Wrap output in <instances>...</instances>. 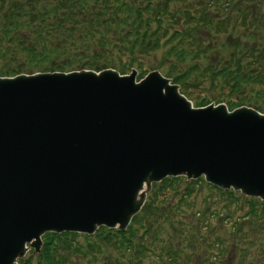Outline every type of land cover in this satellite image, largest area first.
<instances>
[{
	"label": "water",
	"instance_id": "water-1",
	"mask_svg": "<svg viewBox=\"0 0 264 264\" xmlns=\"http://www.w3.org/2000/svg\"><path fill=\"white\" fill-rule=\"evenodd\" d=\"M0 77V264L47 231L126 229L152 181L205 180L264 201V114L193 107L160 72Z\"/></svg>",
	"mask_w": 264,
	"mask_h": 264
},
{
	"label": "trees",
	"instance_id": "trees-1",
	"mask_svg": "<svg viewBox=\"0 0 264 264\" xmlns=\"http://www.w3.org/2000/svg\"><path fill=\"white\" fill-rule=\"evenodd\" d=\"M25 53L27 59L19 60ZM0 61L2 76L109 67L121 73L135 68L142 76L158 68L195 105L224 101L229 109L249 105L264 112V0H0ZM191 87L206 93L197 97ZM195 183L206 186L201 179L185 184L182 177L153 184L128 229L100 228L95 234L98 245L117 242L142 263L146 252H154L153 244L165 241L153 232L152 239L137 238L134 225L147 230L143 221L160 218L175 227L162 234H176L182 222L175 219L188 215L167 201L178 197V207L193 205L186 197ZM215 191L226 203H244L249 212L264 215L261 201ZM162 229L155 231L160 234ZM70 236L78 235L47 233L36 262L27 258L19 264H67L58 249L60 243L70 246ZM79 249L77 244L73 251L80 254ZM166 251L161 247L153 261L165 264Z\"/></svg>",
	"mask_w": 264,
	"mask_h": 264
},
{
	"label": "rangeland",
	"instance_id": "rangeland-1",
	"mask_svg": "<svg viewBox=\"0 0 264 264\" xmlns=\"http://www.w3.org/2000/svg\"><path fill=\"white\" fill-rule=\"evenodd\" d=\"M26 59H27L26 53L21 54L19 56V60H26ZM1 64H3L2 61H0V65ZM191 90H192V93L197 97H200L204 93H206L202 90H199L197 87H191ZM260 101L262 102V104H264V99L260 98ZM181 188H182V185H181ZM192 188L194 189L196 188L194 192L195 194L190 197V199L193 201L194 207L193 206L187 207V213L193 214V216H195L193 217V218H196L194 225L201 226L202 228L200 230H205V226H207V228L214 227L217 229L218 225L222 223V222H219L218 218L225 215L228 212L236 213L235 216L245 215V212H244L245 206L243 209L241 205L238 206L235 202H228V203L224 202L225 196L219 194V192L216 193L213 190H211L214 188L208 186L203 189V188H200V186H197V183H195V185H192ZM207 194H210L213 197H217L219 195V197L217 199H212V198H210V200L207 199V201L205 202L204 196H206ZM240 195H243V194H240ZM167 202L169 203V205H172V208L177 207V209H179L178 208L179 202L178 204H175L176 198L170 199ZM208 204H210L209 207H207ZM197 208H200V211H197L196 210ZM202 214H207L205 215L206 218L208 217L207 222L205 223V221L201 220L202 222H200L199 224L198 223L196 224V221L202 218ZM258 222L259 223L252 225L254 226V228L251 227V229H249V225H246L245 227L246 233H249L251 231H257L256 233L253 232L251 236L248 239H245L242 242L243 244H241V247L249 246V252H251L252 249L255 248V244L253 241L255 235L261 236L260 241L264 243V219H261ZM145 224L147 225V228L149 229L145 230V228L143 229L137 228V225H134V228L138 229L137 230L138 233L136 234L137 238L147 237L148 239H152L149 236H150V233L153 232L154 235L160 236V238L164 239L165 243L153 244L154 247H150V248L154 252H151V251L146 252L145 258L144 259L142 258L143 260L142 263H140L136 257H134L133 259L132 256H128V252L121 250L118 247L117 242L116 243L102 242L101 245H98V243L101 240H99L95 236V234L90 235V238L88 239L82 233H80L79 236H76V237L70 236L68 239V242L70 241L72 243H70L69 247H66L64 244L60 243V246H62L63 248L61 247V250L59 251V253L65 256V260L67 264H160L158 262H153V258H155V252H158L159 249L161 247H164L165 245V247L168 248V252L178 253L179 256L189 254L190 258L193 259L190 264H201L202 262L203 264H206V262L203 261L204 253H208L210 249L209 250L205 249V246H204L205 243H203V237L201 238V240L197 238V239H189L186 241V240H183V238L180 237V235L177 236V235L172 234L170 236L169 234H165L166 232L162 234L163 231L174 230L175 227L170 226V224H172V221H166V220L163 221L160 218L153 217L149 220H145L143 221L142 227ZM186 225L190 227L189 221L184 223V225L182 226L186 227ZM157 227L159 228L163 227L160 234L159 233L157 234L155 231ZM189 227H186L184 231L186 232V230ZM178 233L181 234L179 231ZM154 235L151 237H154ZM90 243H91V247L89 245ZM77 244L78 246H81V250L83 249L82 250L83 252L79 249L80 254L79 253L76 254V252L73 251L74 246ZM226 246H228L227 250H230L226 253V256L230 257L233 251L232 249L229 248V245L226 244ZM217 248L219 249L220 246ZM25 255H26L25 259L31 258L33 262H36L37 254H33L31 249H29L25 253ZM234 257L236 259L237 256H234ZM263 264H264V258H263Z\"/></svg>",
	"mask_w": 264,
	"mask_h": 264
},
{
	"label": "flooded vegetation",
	"instance_id": "flooded-vegetation-1",
	"mask_svg": "<svg viewBox=\"0 0 264 264\" xmlns=\"http://www.w3.org/2000/svg\"><path fill=\"white\" fill-rule=\"evenodd\" d=\"M206 262V264H246V260L241 259V261L239 260H231L228 262H224V261H220L218 262L216 257H213L211 254H204V260ZM203 264V262L201 263Z\"/></svg>",
	"mask_w": 264,
	"mask_h": 264
}]
</instances>
